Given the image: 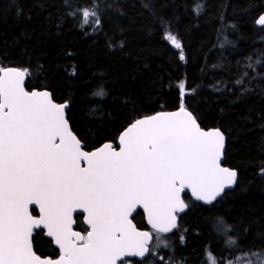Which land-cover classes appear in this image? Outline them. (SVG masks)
Returning <instances> with one entry per match:
<instances>
[{"label":"trees","instance_id":"16d2710c","mask_svg":"<svg viewBox=\"0 0 264 264\" xmlns=\"http://www.w3.org/2000/svg\"><path fill=\"white\" fill-rule=\"evenodd\" d=\"M263 12L264 0H0V67L28 69L26 89L67 101L85 150L115 144L135 118L181 103L202 128L224 134L223 165L236 182L209 203L184 191L177 227L159 233L168 246L132 264H207L208 250L222 264L236 251H264ZM100 89L105 95H94ZM132 219L151 231L140 211ZM73 228L85 235L81 214ZM32 244L40 256L57 255L41 229Z\"/></svg>","mask_w":264,"mask_h":264},{"label":"snow or ice","instance_id":"6c2138e0","mask_svg":"<svg viewBox=\"0 0 264 264\" xmlns=\"http://www.w3.org/2000/svg\"><path fill=\"white\" fill-rule=\"evenodd\" d=\"M82 14L100 23L95 10ZM258 23L264 25V16ZM164 38L182 49L175 35L166 32ZM29 74L0 67V264H117L126 256L145 258L154 250L151 234L138 231L129 219L137 205L154 230L168 233L177 227L174 213L186 207L180 196L185 188L210 202L236 182V171L220 165L223 134L203 130L183 103L179 111L136 120L121 134L118 151L108 143L85 152L69 128L67 104L55 103L48 91H26ZM179 87L183 96L184 83ZM30 204L39 206V217L31 215ZM77 209L87 213V235L72 230ZM41 225L59 246L56 260L33 250V231Z\"/></svg>","mask_w":264,"mask_h":264},{"label":"water","instance_id":"95a60500","mask_svg":"<svg viewBox=\"0 0 264 264\" xmlns=\"http://www.w3.org/2000/svg\"><path fill=\"white\" fill-rule=\"evenodd\" d=\"M262 16H264V12H263L262 14H260L259 17H258L257 20H256V23H257L258 26H263V25H261V24L258 23V20H259ZM7 67H10V68H17V67H13V66H7ZM18 69H20V68H18ZM21 70H22V69H21ZM25 82H26V77H25ZM24 86H25V84H24ZM25 90H26V91H34V90H35V91H48V92L50 93V91L47 90V89H31V90H28V89H26V87H25ZM50 94H51V93H50ZM51 98H52V97H51ZM53 101H54V100H53ZM54 102L57 103V104H67V107H66V109H65V117H66V112H67V110H68V108H69V103H68L67 101H64V102H56V101H54ZM179 109H180V107H178V108H176V109H173V110H163V111H159V112H156V113H153V114H149V115H145V116H141V117L135 118V119H134L133 121H131V122H130V123H129V124L123 129V131L119 134V136H118V138H117L115 144L112 143V142H109V141H105V142L101 143L100 145L96 146L95 148H92V149H90V150H85V149L83 148V144H82V142H81V144H82V150L85 151V152H92V151H95L97 148L102 147L104 144L111 143V144L113 145V147L116 148V150L118 151V150H119V138H120L121 134H122V133H123V132H124V131H125V130H126L131 124H132V123H134L136 120L143 119V118H145V117L154 116V115H156L157 113H161V112H168V113H170V112H176V111H179ZM186 109H187V108H186ZM187 111H189V110L187 109ZM189 112H190V111H189ZM66 119H67V118H66ZM196 121H197V120H196ZM197 123H198V122H197ZM68 124H69V122H68ZM198 124H199V123H198ZM199 126H200V124H199ZM200 127H201V126H200ZM69 128H70V125H69ZM201 128H202V127H201ZM202 129L205 130V131H209V130H212V129H219V128H214V127H212V128H208V129H205V128H202ZM70 130H71V128H70ZM219 130H220V129H219ZM71 131H72V130H71ZM72 132H73V131H72ZM220 132L222 133L221 130H220ZM73 133H74V132H73ZM222 134H223V133H222ZM223 137H224V134H223ZM224 141H225V139H224ZM223 158H224V147H223V150H222V156H221V160H220V165H221V167L231 169V168H229V167L223 165ZM81 166H82V167H86V166H87L86 162L82 160V161H81ZM231 170H233V169H231ZM232 186H233V184H232V185H226L225 188H224V191H225L228 187H232ZM184 191H186V192L190 195V197H191L194 201H196V202H199V203H209L208 200L198 199L195 195H193V193H192V191H191L190 188H185V189L180 193V196H181V199H182V200H183V198H182V194H183ZM224 191H223V192H224ZM223 192H221L220 195H221ZM220 195H219V196H220ZM219 196H217L216 198H218ZM216 198H215V199H216ZM211 201H213V200H211ZM211 201H210V202H211ZM184 204H185V202H184ZM31 209H35L37 215H33V214L31 213ZM185 210H186V207L183 209V211H179V210H177V211L174 213L175 216H176V224L178 223V216L181 215ZM137 211H140V212L143 214V218H144V221H145L146 226H147L149 229H153L152 226H151V224L148 222L147 213H146V211L144 210V208H143L142 205H137L136 208L133 210L132 214L130 215L129 219H131L132 223L135 225V223H134L132 217L136 214ZM29 212H30L31 215H33L34 217H39V215H40V212H39V206L36 205V204H30V205H29ZM78 214H81V215H82V221H83V223L85 224V226H86V228H87V231H90V227H89V225L86 223V219H85L86 216H87V213L84 212L83 209H77L76 211L73 212V214H72L73 221H74V216H75V215H78ZM73 224H74V223H73ZM73 224H72V230H73L74 232H79L81 235H83L82 232H80V231H78V230H75V229L73 228ZM135 227L137 228L138 231H141V232H149L148 229L138 228L136 225H135ZM39 229H41V230L43 231L44 236L52 242L53 247L56 248L57 251H58V255L55 256V257H51V256H40V255L37 254L36 252H35V253H36L38 256H40L42 259H52V260H56V259H58L59 256H60V249H59V246L56 245V244L54 243V239H53L52 237H50V236L47 235V229L44 228L42 225H41L39 228L34 229V231H35V230H39ZM153 230H154V229H153ZM34 231H33V233H34ZM87 231H86L85 235H87ZM149 233H150V232H149ZM150 234H151V233H150ZM32 236H33V235H32ZM151 237H152V236H151ZM150 241H151V240H150ZM150 241H149V243H150ZM33 250H34V249H33ZM146 255H147V254H146ZM130 259H131V260L133 259V260H136V261H140L142 258H141V257H138V256H126V257H122L121 260H118V261H117V264H118L119 262H121L122 260H130Z\"/></svg>","mask_w":264,"mask_h":264},{"label":"rangeland","instance_id":"374dc122","mask_svg":"<svg viewBox=\"0 0 264 264\" xmlns=\"http://www.w3.org/2000/svg\"><path fill=\"white\" fill-rule=\"evenodd\" d=\"M167 42L169 43V45L174 46L168 40H167ZM152 235H153V237H155V239H154V241H152L149 248H150V250H154L151 252L153 254H155L156 250L162 245V243L159 240H162L163 237L157 232H153ZM157 237H159V239H157ZM209 254H211L212 258H214L212 253L209 250L206 251L207 264H210ZM254 254H256V255H254ZM154 258L158 259V260H162L161 257L158 255H155ZM260 259H264V251L262 249L256 248V249H252V250L245 251V252L236 251L232 254H228L224 258V261H222V264H247V262H250V264H259ZM123 261H125V260H123ZM126 261H128V264H132V262L130 260H126ZM151 261H153L152 258H151ZM118 264H122V261L119 262ZM178 264H184V263L179 262ZM214 264H217V260L215 258H214Z\"/></svg>","mask_w":264,"mask_h":264},{"label":"flooded vegetation","instance_id":"af4514ba","mask_svg":"<svg viewBox=\"0 0 264 264\" xmlns=\"http://www.w3.org/2000/svg\"><path fill=\"white\" fill-rule=\"evenodd\" d=\"M34 215H37V213H36V214H34ZM56 250H57V249H56ZM57 255H58V251H57ZM57 255H56V256H57ZM54 257H55V256H54Z\"/></svg>","mask_w":264,"mask_h":264}]
</instances>
